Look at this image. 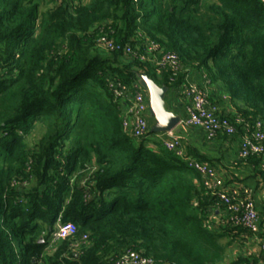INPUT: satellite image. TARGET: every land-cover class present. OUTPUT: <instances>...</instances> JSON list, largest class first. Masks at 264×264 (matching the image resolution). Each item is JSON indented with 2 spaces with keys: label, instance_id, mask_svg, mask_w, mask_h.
<instances>
[{
  "label": "trees",
  "instance_id": "trees-1",
  "mask_svg": "<svg viewBox=\"0 0 264 264\" xmlns=\"http://www.w3.org/2000/svg\"><path fill=\"white\" fill-rule=\"evenodd\" d=\"M148 42L175 55V78L139 59ZM192 68L223 89L237 134H264L261 0H0V264L222 259V238L246 231L150 131L131 137L113 94ZM243 160L264 183V157ZM59 217L75 231L51 244Z\"/></svg>",
  "mask_w": 264,
  "mask_h": 264
},
{
  "label": "built area",
  "instance_id": "built-area-1",
  "mask_svg": "<svg viewBox=\"0 0 264 264\" xmlns=\"http://www.w3.org/2000/svg\"><path fill=\"white\" fill-rule=\"evenodd\" d=\"M264 4V0H261ZM103 48L109 51L118 50V47L110 42H103ZM125 55H131L129 48H123ZM157 45L148 42L145 54L140 56L143 62H149L157 69L167 70L172 73L173 78L178 73V63L175 55L171 53H160ZM113 94L120 102L125 103V113L123 116L122 127L127 130L131 137L141 140L150 131L147 123L148 99L142 89L136 84L131 86L132 94L127 93L123 86L116 85ZM184 94L190 99V106L187 110V117L180 121L179 127L201 129L206 138L211 140L217 135L232 136L236 133L238 120L233 122L225 116L218 114L216 107L208 101L204 90L195 85L187 84L184 86ZM177 126V127H178ZM175 130V129H174ZM172 130L170 132L154 133L151 136L158 141L166 150L173 152L180 158L186 166L197 173L205 188L216 192L220 204L229 212V221L234 227L243 228L245 231L256 234L258 232V214L254 201L248 190L234 187L224 188L222 181L218 178L216 171L208 164L191 159L185 155L181 140ZM249 156L264 157V134L259 129L246 133L239 142V157L246 159ZM264 169V164H261ZM75 231L72 223H62L60 217L56 220L55 231L51 235V244L57 243L63 237ZM85 239V237H83ZM264 258V245L261 246ZM115 264H153L151 259L141 256L133 251H126Z\"/></svg>",
  "mask_w": 264,
  "mask_h": 264
},
{
  "label": "crops",
  "instance_id": "crops-1",
  "mask_svg": "<svg viewBox=\"0 0 264 264\" xmlns=\"http://www.w3.org/2000/svg\"><path fill=\"white\" fill-rule=\"evenodd\" d=\"M187 84L204 90L209 103L216 107L219 115L226 117L233 114L234 108L228 103L223 89L216 84H210L201 70L192 68L186 71L179 86L168 88L165 98L166 109L178 116L181 121L186 119L187 110L191 104L190 99L183 92ZM147 123L149 127L152 124L149 115ZM174 131L181 140L187 157L210 165L216 171L224 188L248 190L255 204L258 214V232L251 234L246 231L223 237L220 241L224 248L223 257L216 264H232L245 258H249V264H264L261 251V246L264 245V183L256 173L257 168L255 169L248 161L239 157L241 135L219 134L216 138L209 140L198 128L178 126Z\"/></svg>",
  "mask_w": 264,
  "mask_h": 264
},
{
  "label": "water",
  "instance_id": "water-1",
  "mask_svg": "<svg viewBox=\"0 0 264 264\" xmlns=\"http://www.w3.org/2000/svg\"><path fill=\"white\" fill-rule=\"evenodd\" d=\"M137 85L148 99V115L152 120L150 133L170 132L180 123L181 119L166 109L165 98L169 91L166 86H158L147 75L137 77Z\"/></svg>",
  "mask_w": 264,
  "mask_h": 264
},
{
  "label": "rangeland",
  "instance_id": "rangeland-1",
  "mask_svg": "<svg viewBox=\"0 0 264 264\" xmlns=\"http://www.w3.org/2000/svg\"><path fill=\"white\" fill-rule=\"evenodd\" d=\"M150 136H153V135H150ZM49 251H51V249H49Z\"/></svg>",
  "mask_w": 264,
  "mask_h": 264
}]
</instances>
